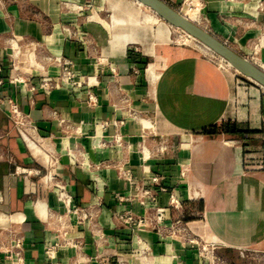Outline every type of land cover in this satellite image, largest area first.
<instances>
[{"label":"crops","instance_id":"1","mask_svg":"<svg viewBox=\"0 0 264 264\" xmlns=\"http://www.w3.org/2000/svg\"><path fill=\"white\" fill-rule=\"evenodd\" d=\"M199 1L210 33L264 64V0ZM98 3L0 0V264L15 263L17 241L24 264H214L213 249L264 251V88L183 50L160 54L151 85V63L144 74L137 48L111 43ZM66 60L82 86L58 82ZM12 102L38 142L15 126ZM124 169L162 176L156 204L180 235L118 221L145 210L116 198L132 191Z\"/></svg>","mask_w":264,"mask_h":264},{"label":"rangeland","instance_id":"2","mask_svg":"<svg viewBox=\"0 0 264 264\" xmlns=\"http://www.w3.org/2000/svg\"><path fill=\"white\" fill-rule=\"evenodd\" d=\"M163 2L174 11L182 14L187 6L191 5L175 6L166 1ZM98 6L101 8V14L107 20L104 24L111 29V43L122 51L126 50L129 44V46L137 48L142 58L140 67H138L140 72L146 74V70L151 63L148 68V78L151 85L153 83L152 78L154 82H157L159 76L153 63H157L159 67L163 64V61L161 60L159 63L158 59L165 50L205 53L212 55L216 60L230 67L219 55L204 47L198 40L189 37L186 32L171 24L159 14L140 6L135 0H99ZM200 26L207 29L204 19H202ZM121 34L126 35V37H123L124 35L121 37ZM259 64L264 68V64ZM230 68L237 71L234 67ZM237 73L247 78L243 73L239 71ZM156 137L153 136L149 139L155 141ZM212 251L214 264H264V251L241 252L238 249H221L220 251L213 249Z\"/></svg>","mask_w":264,"mask_h":264},{"label":"built area","instance_id":"3","mask_svg":"<svg viewBox=\"0 0 264 264\" xmlns=\"http://www.w3.org/2000/svg\"><path fill=\"white\" fill-rule=\"evenodd\" d=\"M187 4L201 7L199 0H186L185 5ZM60 66L61 72L58 77L59 83L82 86L84 81L78 79L76 73L72 69L71 61H61ZM55 85V81H45L43 84V86L48 88L54 87ZM89 101H96V97L91 93L89 94ZM10 114L15 126L23 135V132L28 130L26 116L14 102L11 103ZM117 141H119V139ZM121 177L127 181L132 191L130 193H116V198L120 201H137L145 207L143 214H136L131 210H125L122 213H118L115 217L122 225L127 226L134 231L153 228L160 234H168L169 236L180 235L184 231L181 220H176L171 224H167L165 208L156 204L158 193L167 190V188L163 186V178L161 175L156 174L151 178L150 182H146L144 180H136L130 170L124 169L121 171ZM147 201H152L153 204L149 205ZM170 206L177 210H180L182 207L181 201L174 194H171L170 196ZM189 239L190 241H193L191 238ZM57 246L58 245H54L47 249L46 252L48 258H55ZM13 254L15 260L14 264H24L23 249L20 241H17L14 245Z\"/></svg>","mask_w":264,"mask_h":264},{"label":"water","instance_id":"4","mask_svg":"<svg viewBox=\"0 0 264 264\" xmlns=\"http://www.w3.org/2000/svg\"><path fill=\"white\" fill-rule=\"evenodd\" d=\"M139 1L155 10L165 20L194 35L201 42L207 45L212 51L222 56L237 70L246 75L247 78L264 88V69L262 67L247 57L236 52L204 27L191 21L182 13L174 11L172 8H170V6L163 2V0Z\"/></svg>","mask_w":264,"mask_h":264},{"label":"bare ground","instance_id":"5","mask_svg":"<svg viewBox=\"0 0 264 264\" xmlns=\"http://www.w3.org/2000/svg\"><path fill=\"white\" fill-rule=\"evenodd\" d=\"M140 6H143V7H146L148 9H150L151 11L155 12L156 14H158L155 10H153L152 8L148 7L147 5L143 4L141 1L139 0H135ZM183 15H185L187 18H189L191 21L197 23V24H201L202 22V15H201V7L199 6H192V5H189L187 6L186 10L184 11ZM171 23V22H170ZM173 24V23H171ZM174 26H176L175 24H173ZM178 27V26H176ZM179 28V27H178ZM181 29V28H180ZM184 31V30H183ZM186 32V31H184ZM160 33V32H159ZM189 37L195 39V40H198L204 47H206L207 49L211 50L207 45H205L203 42H201L198 38H196L194 35H192L191 33H188ZM126 39V38H125ZM126 42H127V39H126ZM212 51V50H211ZM214 52V51H212ZM215 53V52H214ZM218 55V54H217ZM220 56V55H219ZM222 58L223 61L227 62L228 65L230 67H234L231 65V63H229L226 59H224L222 56H220ZM235 70H237L235 67H234ZM264 69V68H263ZM239 71V70H237ZM240 72V71H239ZM138 122H140V118L138 119ZM23 135H24V138H26L28 141L30 142H38L35 137L33 136L32 134V131L31 130H27V131H24L23 132ZM143 153L144 154H147L149 155V150L146 146H143ZM148 152V153H147Z\"/></svg>","mask_w":264,"mask_h":264}]
</instances>
